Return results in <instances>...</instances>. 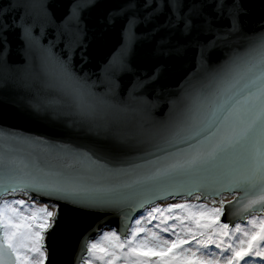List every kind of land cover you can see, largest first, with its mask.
<instances>
[{
  "label": "snow or ice",
  "instance_id": "6c2138e0",
  "mask_svg": "<svg viewBox=\"0 0 264 264\" xmlns=\"http://www.w3.org/2000/svg\"><path fill=\"white\" fill-rule=\"evenodd\" d=\"M261 8L0 0V101L45 133L0 125V264H264ZM93 11L119 36L99 75L73 63Z\"/></svg>",
  "mask_w": 264,
  "mask_h": 264
},
{
  "label": "water",
  "instance_id": "95a60500",
  "mask_svg": "<svg viewBox=\"0 0 264 264\" xmlns=\"http://www.w3.org/2000/svg\"><path fill=\"white\" fill-rule=\"evenodd\" d=\"M245 2L250 6V14L245 17V23L249 29H253L256 27L255 21L258 20L262 14L261 0H245ZM67 3L68 0H48V9L53 17L59 19L66 12ZM98 15V11H93L92 13L86 14L85 17V22L87 24L85 43L88 45L86 49L88 61L81 65L78 52L73 57V63L77 67H82L84 71L93 73L94 75H99L101 73L102 65L105 63L106 58L116 48L119 39L118 27H113L108 29L106 33V43L103 45L98 44L96 39V32L99 30V25L97 24ZM49 38H51L50 35ZM43 42L46 43L47 40ZM18 44L19 41L13 38L12 52L9 56L10 62L22 63L23 57L17 50ZM170 63L172 64V70L167 75L163 84L170 89H176L184 73L183 69L178 67V61H170ZM189 71H191V69H189ZM124 79L126 80L127 77ZM0 125L6 126V130H18L24 133L31 132L36 136L45 134L40 124L21 119L16 110L10 104H5L3 101H0ZM0 147H3L2 142H0ZM112 223L115 224V221Z\"/></svg>",
  "mask_w": 264,
  "mask_h": 264
}]
</instances>
